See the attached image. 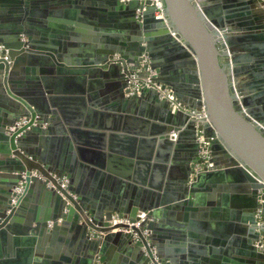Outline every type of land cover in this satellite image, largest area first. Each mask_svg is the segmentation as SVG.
<instances>
[{
    "label": "water",
    "instance_id": "95a60500",
    "mask_svg": "<svg viewBox=\"0 0 264 264\" xmlns=\"http://www.w3.org/2000/svg\"><path fill=\"white\" fill-rule=\"evenodd\" d=\"M41 1L0 0V264H62L40 247L67 226L83 246L73 264H114L113 247L135 264H197L177 231L182 213L213 209L205 190L245 225L244 255L264 264V0H160L161 16L151 0H76L54 40L33 16L67 8ZM141 53L172 101L144 86L129 95ZM202 147L211 165L198 169ZM228 184L246 195L229 210ZM138 212L137 242L110 224Z\"/></svg>",
    "mask_w": 264,
    "mask_h": 264
},
{
    "label": "crops",
    "instance_id": "0c3cea01",
    "mask_svg": "<svg viewBox=\"0 0 264 264\" xmlns=\"http://www.w3.org/2000/svg\"><path fill=\"white\" fill-rule=\"evenodd\" d=\"M49 1L57 5H63V7H66L67 9L64 10V12L63 10H61L57 13L51 12V14H46L41 11L40 12L38 11L39 12L38 13L36 11V16L34 15L33 19L41 22L39 23L40 24L39 26L41 27V29L43 28L44 30L46 28L44 32L42 30L40 32L42 35V39L48 40L49 38H51L54 40V38H56L57 36L56 30H58L56 26H58L59 24H63L61 23V21L64 19L67 22H69L68 19L63 18V13L68 14L66 13V11L73 9L72 6L76 5L75 3L76 0H42L41 2L46 3ZM85 1H88V3H92L98 0H85ZM70 20L71 22L73 21V23L75 22L76 24V26L71 25L72 29L73 28L74 29L77 28L81 30L87 29L88 25H86V23L82 21L83 19H81L80 21L78 20L75 21L73 19H70ZM43 25L45 26V28L43 27ZM48 35L53 36L54 38L49 37ZM49 45L55 49V53H61V54L65 53V51H63L64 47L63 48L61 47L63 49L61 50L60 46L58 47L54 43H52V45L51 44ZM71 68H73V66H71ZM38 73L39 72H37V75ZM22 74L25 75L24 72ZM97 78L101 79L100 77H97ZM88 80L89 79L87 78L86 82H88ZM68 95H72V93ZM97 98H99V102L102 103V99H101L102 96L99 95ZM74 103H75L74 101L69 100V104H74ZM100 106H102V104ZM68 108L71 110L70 107ZM93 109L99 112L100 114L103 111L102 108L99 106H96ZM101 119L104 120V123L102 124L110 126V124H107L106 122L107 119L103 118L102 115H101ZM119 124L121 127H123V121L122 123H119ZM130 127L133 128V124H130ZM91 130H94V129H91ZM94 131L104 132V134L106 133L108 134L110 132L109 128L108 129L101 128V129H97ZM111 132L115 133V131H111ZM118 132L123 134V132L117 131V133ZM137 133H140V131L138 130ZM127 134L130 137L134 136L132 132H127ZM140 136L141 135L136 134V137H140ZM85 181H86V178H83L82 180L83 187H86L84 185L88 183V182L85 183ZM226 188H227V192L225 191V193L223 194L226 197H228V200H229L228 207L226 205L225 208L229 210L230 209V204H229L230 199L232 200V199L237 198L241 204L242 203L241 201L246 197V195L244 193H238L236 190L233 189V187L230 184H228ZM101 191L106 192V193H111V194L115 192L114 189L111 190L110 187L104 188L103 186L101 187ZM208 195L209 193L207 192V190L202 191L200 193V201H202L201 198H203L204 203L201 202L202 205L205 206L206 208L211 206V208H213L212 210H210L209 212L205 210L206 211L205 213L197 209L196 211L190 210L189 212L181 214V217H180L181 219L179 220V224L181 225V226L179 225V227H181L180 228L181 231H177V232H180L179 234L182 235V236L180 235V237L184 240V241L182 240L183 244L181 246L185 247L184 251H185L186 257L187 255H189V253L191 254V258L192 257L194 258L195 256L193 261H196L197 264H253V262L250 261L248 257L245 256L243 253L244 240L246 237L242 232V228L245 225L236 219H232V218L230 219V217L224 218L223 217L224 210L222 209L219 210L221 207L220 203L216 199V201L210 204V202H208L209 201ZM189 244H191V248L193 249V251L196 250L197 252L194 253L190 251V248L188 247ZM82 247L83 246L79 245L78 243V239L76 238L75 232L70 227L67 226L57 231L55 236L49 239V242L47 241L45 244H43L40 247L41 254L39 256L42 258L48 257V259L51 260V262L56 261L57 263L60 262L62 264L64 263L73 264L74 259L81 255ZM108 252H109L108 254H109L110 260L114 264H135L136 263L130 256H128L126 253H122L117 247H113ZM198 252H201L199 256L196 255V253Z\"/></svg>",
    "mask_w": 264,
    "mask_h": 264
},
{
    "label": "built area",
    "instance_id": "2783aa9c",
    "mask_svg": "<svg viewBox=\"0 0 264 264\" xmlns=\"http://www.w3.org/2000/svg\"><path fill=\"white\" fill-rule=\"evenodd\" d=\"M128 0H121V2H126ZM151 2H153V4H155V6L157 7V9L159 10L156 15L157 16H161L162 14V6L160 4V0H151ZM3 46L0 45V52L3 50ZM143 74L145 75L144 78L140 79V75ZM155 75L154 70L151 68L150 66V59L148 58V56L145 53H141L139 56V62L137 64V66L135 68H133L128 76L129 79V83H130V87H129V95L132 94H138L139 89L144 86L147 88H154L157 93L159 98L161 99H167V100H173V96H172V92L169 88L164 87L161 83H157L155 80H153V76ZM141 82H140V81ZM202 115L204 116V114L202 113ZM27 121L22 118L19 121L16 122V126L17 127H21L22 125H24ZM200 156L202 157V159H204V162L201 164V166L198 169H201L202 166L206 165V166H210L211 164L208 163L206 161V158L208 157V151L205 147H202L200 149L199 152ZM33 175L38 176L36 174V172H32ZM56 182L59 183V185L61 186V188H66L68 186V180L65 177L62 178H55ZM48 186H52L51 183H48ZM21 185H17V187H15L13 189V193L15 194V196H13L11 198L12 204L15 203L17 196L20 194L21 192ZM257 217L259 218V222L258 224H262L260 222V215L257 214ZM145 218V213L144 212H138L136 215V220L134 222H129L128 219L125 218H119L117 215H113L111 217L110 220V224L111 225H117V224H126L128 225V230H123L124 232H128L130 234L133 235L135 242H137V237L135 236V234L133 233V231L131 230V227H139L140 223L144 220ZM113 232H115V229L113 230ZM256 247L259 248L260 250H262V252H264V239L262 237L259 238V240L255 243ZM154 247L151 248V252L154 254ZM155 260L157 261V258L155 257ZM158 264H163L161 262H158Z\"/></svg>",
    "mask_w": 264,
    "mask_h": 264
},
{
    "label": "flooded vegetation",
    "instance_id": "af4514ba",
    "mask_svg": "<svg viewBox=\"0 0 264 264\" xmlns=\"http://www.w3.org/2000/svg\"><path fill=\"white\" fill-rule=\"evenodd\" d=\"M23 39H25L24 38V36H23ZM19 66H25V58H22V62H21V64H19ZM24 72V71H23ZM25 73V72H24ZM243 75H241L240 77H239V81H241V82H244V80L245 79H243Z\"/></svg>",
    "mask_w": 264,
    "mask_h": 264
}]
</instances>
